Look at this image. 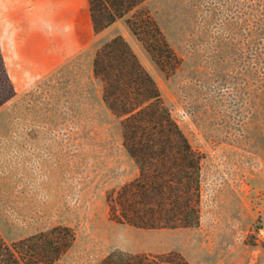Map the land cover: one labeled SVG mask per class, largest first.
Instances as JSON below:
<instances>
[{"label":"rangeland","instance_id":"1","mask_svg":"<svg viewBox=\"0 0 264 264\" xmlns=\"http://www.w3.org/2000/svg\"><path fill=\"white\" fill-rule=\"evenodd\" d=\"M76 2L57 9L51 33L25 26L20 37L33 49L22 50L24 64L0 2L3 238L12 243L70 227L75 245L57 264H100L113 252H176L189 264H264V229H255L264 212V0L145 3L142 9L152 12L179 58L175 68L165 70L126 19L97 34L86 27L87 14ZM119 35L204 155L196 228L142 229L109 217L107 193L138 175L123 145L121 121L104 103L103 84L93 72L96 51ZM52 65L47 74L28 75Z\"/></svg>","mask_w":264,"mask_h":264},{"label":"trees","instance_id":"2","mask_svg":"<svg viewBox=\"0 0 264 264\" xmlns=\"http://www.w3.org/2000/svg\"><path fill=\"white\" fill-rule=\"evenodd\" d=\"M150 0H89L93 29L100 34L126 19L133 36L163 70L179 58L148 9ZM93 72L103 84V101L121 121L123 145L138 175L107 193L112 221L142 229L196 228L202 216V162L172 117L160 89L121 35L96 51ZM264 229V212L255 222ZM254 237V236H252ZM256 239V238H255ZM72 228L55 226L9 243L0 233V264H57L74 247ZM100 264H189L179 253L113 252Z\"/></svg>","mask_w":264,"mask_h":264},{"label":"crops","instance_id":"3","mask_svg":"<svg viewBox=\"0 0 264 264\" xmlns=\"http://www.w3.org/2000/svg\"><path fill=\"white\" fill-rule=\"evenodd\" d=\"M0 2L5 6L7 11L6 15L2 16V19L14 29L13 44L16 57L20 64L28 61L22 55V50L27 45L31 46L30 42L24 39L22 40L20 37V34L25 31V26L32 25L33 29L37 32H43L45 34L51 33L55 28L53 18L57 14V9H71L74 3H77L76 0H0ZM78 9L87 14L86 27H89V25L93 27L89 10V0H80V8ZM26 13L31 15V20H27ZM27 47L33 49L32 47ZM29 61L32 63L30 59ZM52 69L53 65L44 72L30 70L28 75L30 78H36L49 73Z\"/></svg>","mask_w":264,"mask_h":264}]
</instances>
